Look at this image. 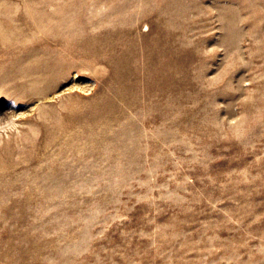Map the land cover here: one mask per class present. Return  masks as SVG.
Wrapping results in <instances>:
<instances>
[{"label":"rangeland","instance_id":"obj_1","mask_svg":"<svg viewBox=\"0 0 264 264\" xmlns=\"http://www.w3.org/2000/svg\"><path fill=\"white\" fill-rule=\"evenodd\" d=\"M0 264H264V0H0Z\"/></svg>","mask_w":264,"mask_h":264}]
</instances>
